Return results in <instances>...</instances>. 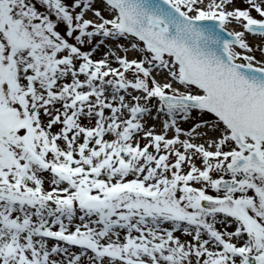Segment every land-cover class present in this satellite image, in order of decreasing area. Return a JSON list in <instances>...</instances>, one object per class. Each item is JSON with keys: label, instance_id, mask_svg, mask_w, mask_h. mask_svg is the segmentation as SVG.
Returning a JSON list of instances; mask_svg holds the SVG:
<instances>
[{"label": "snow or ice", "instance_id": "1", "mask_svg": "<svg viewBox=\"0 0 264 264\" xmlns=\"http://www.w3.org/2000/svg\"><path fill=\"white\" fill-rule=\"evenodd\" d=\"M0 264H264V0H0Z\"/></svg>", "mask_w": 264, "mask_h": 264}, {"label": "rangeland", "instance_id": "2", "mask_svg": "<svg viewBox=\"0 0 264 264\" xmlns=\"http://www.w3.org/2000/svg\"><path fill=\"white\" fill-rule=\"evenodd\" d=\"M186 127V125H184Z\"/></svg>", "mask_w": 264, "mask_h": 264}]
</instances>
